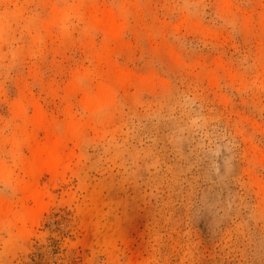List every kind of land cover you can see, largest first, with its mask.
<instances>
[{"label":"rangeland","instance_id":"1","mask_svg":"<svg viewBox=\"0 0 264 264\" xmlns=\"http://www.w3.org/2000/svg\"><path fill=\"white\" fill-rule=\"evenodd\" d=\"M0 264H264V0H0Z\"/></svg>","mask_w":264,"mask_h":264},{"label":"bare ground","instance_id":"2","mask_svg":"<svg viewBox=\"0 0 264 264\" xmlns=\"http://www.w3.org/2000/svg\"><path fill=\"white\" fill-rule=\"evenodd\" d=\"M39 154L37 155L36 158V164L35 168L32 171V177L33 181L31 182L29 189H30V198L34 201L35 206L37 205L36 210L33 213L31 222H35L36 218L40 214V211L44 207V203L42 200V195L43 193H40V191L36 188V182L35 178L43 172H57L58 170H61L63 168H66L68 164V159L65 158V156L60 155L57 152H50V151H38ZM41 215V214H40Z\"/></svg>","mask_w":264,"mask_h":264}]
</instances>
